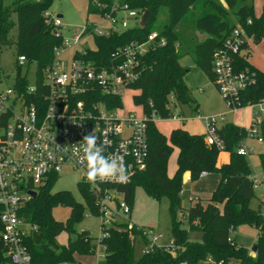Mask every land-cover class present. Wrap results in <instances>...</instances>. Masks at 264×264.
<instances>
[{"label":"trees","instance_id":"16d2710c","mask_svg":"<svg viewBox=\"0 0 264 264\" xmlns=\"http://www.w3.org/2000/svg\"><path fill=\"white\" fill-rule=\"evenodd\" d=\"M54 0H13L5 6L0 0V46L14 45L18 56H24L29 63H35L39 72L52 60V50L61 43L56 38L55 29L47 24L44 13L49 10ZM254 0H123L129 9L148 11L150 13L144 28L135 27L107 38H96V50L89 51L87 58L96 62H105L118 47L131 41L143 42L152 32L149 27L160 10L167 11V19L158 32L165 39L164 46H152L141 58L139 80L131 87L138 94L133 96L135 106H139L147 120L146 135L148 152L146 169L137 174L132 182L125 186L115 187L124 194V200L131 209L134 205V191L142 187L150 198L160 200L166 198L169 205L171 234L177 245L184 247L183 253L176 262L187 261L198 264L210 255L215 259L228 261L235 259L240 264H264V212L263 208L254 211L250 208L255 198L252 187V172L246 157L238 155L236 150L245 136V128L231 123L219 129V136L225 143V152L229 153V161L217 165L218 151L204 143L203 135L190 134L188 131L173 129L168 137L155 126L154 119L167 120L171 116L169 98L173 97L177 104H189V89L185 84L188 72L180 64V59L190 56L193 63L213 83L212 56L222 44L223 39L237 25H241L254 43L264 40V6L262 13L256 17L253 12ZM98 2L108 9L113 0H88L87 14H98L99 9L93 4ZM202 3L203 12L193 21V27L184 24L190 12ZM231 15L234 17L232 18ZM251 20L248 24L247 21ZM91 30L90 25L86 26ZM11 32H15L11 35ZM204 35L203 40L198 35ZM239 67H249L245 61L238 62ZM253 68V67H252ZM257 69V82L253 88L242 94V101L256 102L264 96V72ZM21 87L27 84L26 79L16 77ZM91 100H102L107 108L122 105L119 98L96 97L92 93ZM176 104V105H177ZM198 109V104L194 107ZM176 149L178 156L174 175L167 176L168 160ZM261 172L264 174V152L259 154ZM215 174L219 182L211 193L210 202L205 206L196 201L186 212L177 218L182 211L179 194L182 189L183 176L189 173L191 180H197L201 173ZM56 180H50L37 190V194L27 202L22 210L25 221L35 227L25 240V246L31 256L30 264H58L71 261L73 256H89L95 245L85 231L77 234L74 241L68 240L61 245L57 237L63 232L74 233L86 210L96 215L93 197L87 186L78 183L83 195L84 204L78 203L68 191L52 192ZM221 206V208L219 207ZM57 207L70 208V216L66 222L55 221L52 211ZM260 209V208H259ZM188 221V230L182 229V219ZM247 225L258 231L256 257L251 258L248 250L239 247L230 233L236 228ZM120 229H109L107 238L100 240L105 247L109 264H172L171 257L161 250H155L134 261L133 248L128 239V232ZM200 232L201 241L189 240V232ZM238 247V249H236ZM2 246L0 244V252ZM3 261L0 259V262Z\"/></svg>","mask_w":264,"mask_h":264},{"label":"built area","instance_id":"2783aa9c","mask_svg":"<svg viewBox=\"0 0 264 264\" xmlns=\"http://www.w3.org/2000/svg\"><path fill=\"white\" fill-rule=\"evenodd\" d=\"M93 4L100 10L97 15L106 27L98 26L94 31L85 26L82 31L72 32V39H66L61 31V18L46 11L45 22L53 26L55 37L61 39L52 50L51 62L39 72L35 63L18 56L16 68L21 69L26 64L35 66L34 82L31 84L20 76L27 82L23 87L18 85L16 78L12 87L0 84V259L3 260L0 264L31 263L25 240L35 227L25 221L22 210L32 199L30 192L37 194L40 187L52 179L57 180L63 168L81 173L80 181L93 197L101 237L91 255H74L90 257L93 262L82 263L73 256L71 261L58 264H109L100 240L108 237L109 229L121 226L127 230L132 248L136 242L145 245L143 256L161 250L175 261L172 264H188L187 261L176 262L185 249L173 238L164 244L162 235L130 221L132 209L124 200V194L115 188L130 184L146 169L147 120L142 109L141 114H137L124 110L123 104L107 108L102 100H91L95 93L96 97L119 98L122 103L123 93L132 90L139 80L141 58L152 46H164L165 39L152 31L143 42L131 41L116 48L105 62L87 58L89 51L96 50V38H107L139 27L142 15L141 11L129 9L123 0H113L109 9L98 2ZM91 38L94 48L71 51ZM254 56L264 65V40L254 43L241 25L229 32L212 56L213 84L229 112L250 111V124L236 150L238 155L245 157L256 153L251 142L264 150V96L256 102L244 104L242 101V94L257 82V69L251 63ZM239 61H245L249 67H239ZM199 119L204 125L205 145L223 152L225 143L218 132L226 124L225 116ZM90 133L97 137L98 144L105 146V156L115 153L123 156L129 177L126 183L87 179L86 164L79 155H82V139ZM77 149H81L79 154ZM251 182L254 190H264L262 172L260 176L251 175ZM231 238L232 233L228 242ZM248 255L256 257L252 249L248 250ZM198 264H240V261L218 260L208 255Z\"/></svg>","mask_w":264,"mask_h":264},{"label":"rangeland","instance_id":"374dc122","mask_svg":"<svg viewBox=\"0 0 264 264\" xmlns=\"http://www.w3.org/2000/svg\"><path fill=\"white\" fill-rule=\"evenodd\" d=\"M13 0H4L5 6H8ZM88 0H54L49 8V12L53 16L61 15L62 21V34L66 39H72V32L82 31L85 26L90 25L94 31L98 26L106 27L107 24L97 14H87ZM264 6V0L253 1V12L256 17H259L262 13ZM205 8L202 3L196 5V7L190 12L187 19L183 20L184 24L193 27V21L200 15ZM143 14V13H142ZM232 18H234L231 15ZM167 19V11L165 9L160 10L157 17L151 22L149 29L154 32H159L162 29ZM132 25V23H131ZM15 33V32H14ZM11 32V35L14 34ZM199 40H203L204 35L197 34ZM95 44L91 39L87 43H82L75 46L71 51H80L85 48H94ZM255 58V56L253 57ZM17 54L14 45L0 46V84L3 87H12L15 78L17 76L25 77L31 84L35 80V66L26 64L21 69L16 68ZM257 62L255 59L251 63ZM180 64L188 71L185 75V84L189 89V97L192 102L189 104H177L173 97L169 98V108L171 109V116L177 115L185 119L183 122H173L171 117L169 120H164L157 123L158 128L167 134L173 128H183L187 131L203 134L204 125L197 118L213 117L220 114H226V120L228 123L237 124L240 126H247L249 123V110H243L239 113L232 114L225 106L224 102L220 98L214 84L208 79V77L196 67L190 56H186L180 59ZM259 69L264 72V66L259 62L255 63ZM137 90H127L122 95L123 108L126 111H135L137 114H141L140 107L135 106L133 102V96L137 95ZM177 104V105H175ZM198 104V109L195 110V105ZM221 126V124H220ZM256 146L258 153H254L246 157V161L252 175H261V169L259 164V154L262 153L261 147L255 142H251ZM178 152L176 149L171 153L168 165L167 176L171 178L176 170V159ZM220 157L225 161L227 156L225 153H221ZM220 158V159H221ZM81 173L79 171L71 170L69 168H63L62 172L57 178L52 192L68 191L73 196L74 200L78 203L84 204L83 195L78 187V183H81ZM218 176L211 174L208 177H200L197 180H191L183 178L182 189L179 194L180 205L183 209L177 212V218H181V214L186 212L189 208L191 200L203 202L207 204L210 202V196L212 191L217 185ZM82 184V183H81ZM255 198L250 203V208L254 211H259L264 206V190L257 188L254 190ZM199 200H197L196 198ZM208 199V200H206ZM206 200V201H205ZM263 201V204L261 203ZM221 208V206H219ZM260 208V209H259ZM70 216V208L57 207L52 211V217L55 221L66 222ZM130 221L141 227H148L154 230L157 234L162 235V242L168 244V241L173 238L171 234V221L169 214V205L166 198L155 200L147 196L142 187L137 186L134 191V205L130 214ZM182 229L188 230V221L186 217L182 219ZM74 233L63 232L57 237V241L61 245H66L68 240L74 241L76 236L81 231H85L91 242L96 247L98 246L99 238L101 237L100 220L96 215L89 213L87 210L84 213L83 220L75 225ZM258 231L250 226L242 225L236 228L232 233V238L235 240L239 247H243L247 250L251 249L257 239ZM189 240L194 242L201 241L200 232H189ZM100 254H103L102 250ZM145 245L142 242H136L133 248L134 261H140L143 258ZM76 260L82 263H91L94 259L90 257L74 256Z\"/></svg>","mask_w":264,"mask_h":264},{"label":"clouds","instance_id":"9594fccd","mask_svg":"<svg viewBox=\"0 0 264 264\" xmlns=\"http://www.w3.org/2000/svg\"><path fill=\"white\" fill-rule=\"evenodd\" d=\"M82 141V155H79V159L86 164L89 181L115 180L121 184L128 181L127 168L122 155L115 153L105 156V146L97 143V137L93 133L85 135ZM80 151L81 149H77L78 154Z\"/></svg>","mask_w":264,"mask_h":264},{"label":"crops","instance_id":"0c3cea01","mask_svg":"<svg viewBox=\"0 0 264 264\" xmlns=\"http://www.w3.org/2000/svg\"><path fill=\"white\" fill-rule=\"evenodd\" d=\"M59 16V15H58ZM60 18H62V17H60ZM253 59H255L257 62H259L261 65H263L261 62H260V60H259V58L257 57V56H255V58H252V60ZM251 60V61H252ZM257 62H255V63H257ZM255 63H252V65L253 66H255L256 68H258L259 69V67L255 64ZM182 67H184L183 65H181ZM264 66V65H263ZM185 68V67H184ZM260 70V69H259ZM176 105V104H175ZM244 110H248V109H244ZM241 111H243V110H241ZM241 111H239V112H241ZM239 112H236V113H239ZM231 113V112H230ZM236 113H232V114H236ZM249 113H250V111H249ZM224 116H225V123H228L227 122V120H226V114H223ZM171 117V120L173 121V122H183L185 119H183V118H179V117H177V115H173V116H170ZM198 119H199V116L197 117ZM167 120H169V119H167ZM200 120V119H199ZM161 121H164V120H160V119H158V120H155V126H156V128L158 129V131L159 132H161L164 136H166V137H168L169 136V134L171 133V131L173 130V129H177V128H173V129H171V131L169 132V133H167V134H164L159 128H158V126H157V123L158 122H161ZM231 124H233V123H231ZM249 124H250V114H249V123H248V125L247 126H240V125H237V124H234V125H236V126H238V127H243V128H247L248 126H249ZM183 129V128H182ZM185 130V129H184ZM187 131V130H186ZM190 134H197V133H193V132H190V131H188ZM203 134H204V132H203ZM203 134H199V135H203ZM255 148H256V146H255ZM258 150L259 149H256V153H258ZM261 150H262V153L264 152V150L261 148ZM178 152V151H177ZM221 153H225V155L227 156V158H226V160L223 162V161H220V160H223L221 157H220V154ZM178 156V155H177ZM221 158V159H220ZM177 160V159H176ZM228 161H229V153H226L225 151H223V152H220L219 153V155H218V160H217V165L218 166H220V165H222V164H226V163H228ZM209 175H211V174H206L205 176H201V177H208ZM183 178H186V179H190V175H189V173H186V175L184 174V176H183ZM217 181V184H218V182H219V177H218V180H216ZM211 197V196H210ZM196 198V197H195ZM197 200H199L198 198H196ZM210 199V198H209ZM206 200H208V199H206ZM205 200V201H206ZM195 202L196 201H194L193 199L191 200V203H190V205L191 206H193L194 204H195ZM201 204L203 205V206H205L204 204H203V202H201ZM253 247V246H252ZM252 249V248H251Z\"/></svg>","mask_w":264,"mask_h":264},{"label":"water","instance_id":"95a60500","mask_svg":"<svg viewBox=\"0 0 264 264\" xmlns=\"http://www.w3.org/2000/svg\"><path fill=\"white\" fill-rule=\"evenodd\" d=\"M150 13L148 11H144L143 14L141 15L140 18V24H139V28H144L147 24V21L149 19ZM58 17H62L61 15H59ZM186 175V174H185ZM30 196L33 198L36 196V193L34 192H30ZM252 251L256 252V246L252 247Z\"/></svg>","mask_w":264,"mask_h":264}]
</instances>
